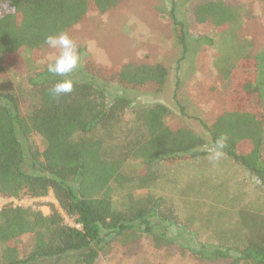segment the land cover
Returning a JSON list of instances; mask_svg holds the SVG:
<instances>
[{
    "label": "trees",
    "instance_id": "1",
    "mask_svg": "<svg viewBox=\"0 0 264 264\" xmlns=\"http://www.w3.org/2000/svg\"><path fill=\"white\" fill-rule=\"evenodd\" d=\"M190 1L169 0L174 37L183 52L187 30L176 13ZM118 2L0 0V79L7 68L17 70L23 52L35 59L47 46L46 36L64 32L90 13L102 15ZM193 15L218 30L236 20L233 9L218 0L198 3ZM222 74L225 110L210 125L200 121L207 136L188 126L170 128L165 104L138 100L134 88L164 87L168 70L158 62L106 67L86 61L67 76L49 73L47 65L23 72L31 91L24 109L15 91L0 90V196L7 200L0 208V264H95L115 241L147 235L160 247L181 240L171 230L188 226L173 207L161 196L135 190L156 180L147 169L155 160L170 164L203 154L200 149H214L222 138V155L255 177L264 191V50L243 54ZM65 78L73 81L72 92L54 96L53 85ZM131 162L139 172L128 175ZM134 182L137 189L125 192ZM49 194L57 205L50 203L47 213L14 202ZM116 195L124 196L117 200ZM239 220V240L222 238L187 249L207 260L264 264V216L245 210ZM27 235L32 244L20 256Z\"/></svg>",
    "mask_w": 264,
    "mask_h": 264
},
{
    "label": "rangeland",
    "instance_id": "2",
    "mask_svg": "<svg viewBox=\"0 0 264 264\" xmlns=\"http://www.w3.org/2000/svg\"><path fill=\"white\" fill-rule=\"evenodd\" d=\"M218 1L236 13V20L227 30H218L210 21H196L193 9L203 0L178 7L177 19L184 22L188 36L185 52L174 37L169 0H119L106 13H90L64 32L75 41L81 63L91 61L106 67L124 63L164 65L168 70L164 87L158 91L154 85L136 87L138 100L165 104L170 109L166 117L170 128L188 126L207 136L200 121L210 125L225 110L221 94L223 70L243 54L264 50V0ZM54 54L56 50L48 46L42 47L35 59L28 51L23 52L17 70L6 69L0 90L15 91L24 109L31 91L25 76L20 74L43 68ZM33 140L40 141L37 136ZM200 150L203 154L189 155L170 164L155 160L147 169L157 176L156 180L135 190L142 195L161 196L173 207L179 221L188 226L171 230L172 234L178 232L181 240L160 247L147 235L124 243L115 241L100 253L95 264H247L235 263L232 258L202 259L186 247L200 248L203 243H220L222 238L227 242L239 240L240 211L264 216V191L259 181L225 155L212 158L214 149L206 146ZM138 168L136 162H131L125 172L130 175L139 172ZM134 186L135 182L131 183L125 192L137 189ZM6 202L0 196V208ZM15 203L33 206L43 213L49 211L50 203L57 205L52 194ZM66 222L70 223V219ZM31 244L32 237L25 236L20 256ZM49 263L47 260L41 264ZM52 263L69 264L70 260Z\"/></svg>",
    "mask_w": 264,
    "mask_h": 264
},
{
    "label": "clouds",
    "instance_id": "3",
    "mask_svg": "<svg viewBox=\"0 0 264 264\" xmlns=\"http://www.w3.org/2000/svg\"><path fill=\"white\" fill-rule=\"evenodd\" d=\"M45 44L56 50L47 62V71L58 76H67L78 68L80 64V55L73 38L66 32L59 34H50L45 37ZM73 90V81L70 78L57 80L50 90L54 96L71 93ZM225 147L224 139L217 141L212 152V158H219L222 155V149Z\"/></svg>",
    "mask_w": 264,
    "mask_h": 264
},
{
    "label": "built area",
    "instance_id": "4",
    "mask_svg": "<svg viewBox=\"0 0 264 264\" xmlns=\"http://www.w3.org/2000/svg\"><path fill=\"white\" fill-rule=\"evenodd\" d=\"M14 202H17V201L14 200Z\"/></svg>",
    "mask_w": 264,
    "mask_h": 264
}]
</instances>
